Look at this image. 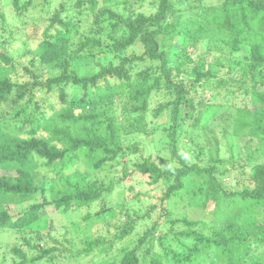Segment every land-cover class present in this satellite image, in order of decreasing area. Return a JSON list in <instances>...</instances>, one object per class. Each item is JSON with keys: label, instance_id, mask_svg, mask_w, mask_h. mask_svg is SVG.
Wrapping results in <instances>:
<instances>
[{"label": "trees", "instance_id": "16d2710c", "mask_svg": "<svg viewBox=\"0 0 264 264\" xmlns=\"http://www.w3.org/2000/svg\"><path fill=\"white\" fill-rule=\"evenodd\" d=\"M2 3L0 231L16 230L34 251L16 241L13 264L91 254L100 264H264V0H10L8 20ZM88 64L95 71L81 73ZM145 140L169 155H145ZM40 173L60 185L36 201ZM135 175L160 187L159 209L140 189L121 198L125 220L111 235L82 237L72 222L75 246L40 232L50 229L47 204L90 207ZM109 210L83 220L98 226Z\"/></svg>", "mask_w": 264, "mask_h": 264}, {"label": "rangeland", "instance_id": "374dc122", "mask_svg": "<svg viewBox=\"0 0 264 264\" xmlns=\"http://www.w3.org/2000/svg\"><path fill=\"white\" fill-rule=\"evenodd\" d=\"M209 1V0H207ZM213 2H216V0H212ZM10 4V0H3V3L1 4V11L6 12V20H8L9 18L12 17L11 13L9 12V5ZM41 10L38 11V9H36L34 11V15L35 17H38L40 15ZM33 19H30V24H32ZM1 26V25H0ZM4 26H7L6 24H4ZM8 30V29H7ZM9 31L6 32V35L9 36ZM95 71V67L93 64H88V65H82L81 66V73L85 74V73H89V72H93ZM167 124H169V122H167ZM145 138L143 137V140ZM187 139V137L185 136V140ZM244 141L245 138L243 137L240 141V145H238V148L236 150H238L239 152H245L244 148H242V146L244 145ZM147 142V140H145L144 144ZM158 140H156L155 142L152 143H146V147H144L143 149V144L141 145L143 152L145 155L152 153L156 158L157 157H161V156H166L169 155V151L168 148H164L162 145H158L157 144ZM157 144V145H156ZM222 154L224 156H228L229 155V151L223 147L222 149ZM245 154V153H244ZM244 156V155H242ZM135 158V157H134ZM133 162V160H132ZM131 162V163H132ZM130 163L129 167L127 169H131L132 168V164ZM175 164V162H173ZM164 165H167V162H163ZM177 165H179V163H176ZM82 169H84V166H82ZM113 171L111 173V175H114L117 177H120L119 175L122 174V165L119 164H115L113 167ZM237 171V170H235ZM53 175V174H50ZM98 178H103L104 177V170H102L101 172H99L98 174H96ZM43 174H37V182L39 183L40 186H44V190L43 191H39L36 198L34 200L36 201H43V199L45 197H47V199H51V190H50V186L52 183H56V185H60V181L59 179L56 178L53 179L51 176H48L47 179H45V183L43 184L41 182V178H42ZM54 176V175H53ZM138 179L141 180V183L138 182ZM145 182V179L139 176H133L131 179H124L122 180L121 183L116 184L114 187V190L108 194L107 198L105 201H99V202H94L90 207H82L76 210H70L68 212H62L61 210L56 209L54 204H47L44 211H41V213L43 212H49L50 216H51V223H50V229H46L44 228V225H41V229L40 232L42 234H47L48 231L51 232V234L55 237H58L59 239L63 240L64 238H70L72 239V244L75 246H82L83 245V236L85 235H89L91 233H97V234H103V235H111L115 232L116 227L118 225H120L123 220H125V217L123 215H121L120 213V209L118 206V203L121 202V198H123L124 196H128L130 194L134 192H137L138 190L142 189L143 191H147L150 192L149 197L146 198L147 200H145V205L149 204L150 202L152 203H156L159 205L158 209L161 206V202L160 199L157 198L156 196L160 194V187H158L156 190L153 189V187L151 185H147ZM230 182V180L228 181ZM162 183V180H161ZM129 186H133L134 189L130 190ZM152 194V195H151ZM33 201V200H32ZM27 204L25 203H16L15 205H12V209L13 210H18V209H22L25 208ZM102 205H104V207L106 208H111V210H109L108 212L106 211L104 213V216H107L105 218H107L109 220V222H107V219H102L99 218L95 223L98 224L97 225H93L92 227H89L87 225L88 221L83 220V215L87 212V211H91L92 213H96L97 211L100 210V206L102 207ZM139 205V204H138ZM145 205H141L138 208H140V210L142 211V208L146 207ZM157 209V211H159ZM152 212V217H147L146 219H142L139 222V225L137 227V229L133 232L132 234V238L136 239L138 238L140 235L143 234V231L145 230V228L147 227H151L155 221V218L158 215V212ZM188 212L190 213V215L192 216H196L195 213L192 209H189ZM164 217V215L162 216ZM164 220V219H163ZM72 222L78 223L79 224V231L82 235V237L78 236V233L73 231L72 229ZM107 222V223H106ZM40 223V222H39ZM161 226V225H159ZM164 226V225H163ZM156 231H157V235L160 234H165L167 233L168 229H165L163 227H156ZM32 233V232H31ZM34 233V232H33ZM18 236V233L16 232V230H5V231H0V260L1 258L4 257L3 259V263L2 264H13L14 260H19L20 257L18 255H16L13 251H10V248L12 245H14V243L17 241L18 245L23 246L25 249H29L24 240H16V237ZM21 236V234H20ZM65 244L67 246H71L70 244H68L67 242H65ZM133 244V243H132ZM166 246H171L174 249H178L179 248V241H176L174 239H172V237H167L166 238ZM159 243L156 242L154 245V249H152V252H154L155 250H159ZM148 249V245L145 244L141 247V249L139 250V252L143 255L146 250ZM29 253H32L34 251H31L29 249ZM92 255V254H91ZM83 256L80 258H77L76 260H63L62 264H100L98 263V258L97 256ZM149 257V255H148Z\"/></svg>", "mask_w": 264, "mask_h": 264}]
</instances>
